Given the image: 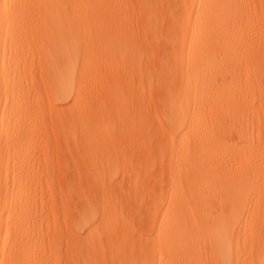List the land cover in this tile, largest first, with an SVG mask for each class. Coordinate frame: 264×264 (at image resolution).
<instances>
[{
  "label": "rangeland",
  "instance_id": "1",
  "mask_svg": "<svg viewBox=\"0 0 264 264\" xmlns=\"http://www.w3.org/2000/svg\"><path fill=\"white\" fill-rule=\"evenodd\" d=\"M168 3L172 2L100 0L99 6L117 13L126 30L139 34L140 59L110 62L97 55L93 64L88 65L97 69L98 77L77 79L76 85L83 91L79 100L75 94L61 100L54 93V81L46 64L47 38L57 24L56 4L50 0H21L3 8L0 0L1 224L4 227L8 221L9 206H36L35 224L43 234V238L32 237L27 249L24 242L18 245L22 264H35L36 255L44 256L43 264H95L92 259L91 262L83 258L77 240V236H85L96 224L88 218L86 229H78L79 211L88 207L97 211L99 206L100 193L86 173L90 166L85 161L87 146L100 149L94 157L116 155L119 161L124 160L119 164L123 167L112 175L115 184L107 197L116 205L114 219L129 220L137 232L134 238L142 242L151 227L153 202L159 199L161 189L168 191L171 186L169 170L177 164L178 135L186 130L180 128L178 118H199L198 124L205 130L197 150L188 155L194 161L206 158L211 163L219 162L221 151L214 144L218 125H228V140L234 137L230 133L234 125H262L264 131V0H233L227 32L232 37L229 42L237 41L234 55L239 76L204 84L200 78L195 79L202 95L197 98L193 97L194 79L187 81L173 75V47L180 33L171 26ZM153 5L156 8L152 13ZM186 17L182 13L179 19L184 22ZM113 74L119 77L115 83L111 80ZM110 88L123 97V102L113 108L107 98ZM78 106L89 118V128L85 130L87 145L72 139L78 138L80 132L76 121ZM225 109L229 113H224ZM191 138L189 135L184 140ZM106 142L112 151L107 149L104 154ZM263 145L264 138L259 142V146ZM129 164L137 175L128 176ZM96 167L101 169L103 161H98ZM78 176L82 186L74 190ZM131 181L140 184L137 209ZM257 186L258 210L249 226L261 228L262 234L251 244L247 240L248 229L242 227L237 252L246 259V254L257 252L260 256L256 264H264V179H259ZM233 212L245 220L246 210L237 207ZM11 243L3 229L0 264H8L12 259Z\"/></svg>",
  "mask_w": 264,
  "mask_h": 264
},
{
  "label": "bare ground",
  "instance_id": "2",
  "mask_svg": "<svg viewBox=\"0 0 264 264\" xmlns=\"http://www.w3.org/2000/svg\"><path fill=\"white\" fill-rule=\"evenodd\" d=\"M2 1L4 8L7 3L21 0ZM50 1L56 4L58 14L57 24L47 38L46 64L48 73L54 81V93L59 95L61 100L67 99L71 94H75V98L79 100L83 91L76 82L82 78L98 77L97 69L88 65L93 64L92 61L97 55L104 56L110 62L139 61V34L131 32L132 29L126 30L128 28L125 29L126 25L123 26L117 13L99 6L100 0ZM170 1L172 3H168L169 21L172 28L180 33V39L173 47L172 61L176 72V74L173 72V75L187 81L200 78L201 84L219 81L227 76L237 78L238 60L234 55L237 41L229 42L232 37L227 32L229 25L227 18L234 10L233 0ZM155 8L153 5L152 13ZM182 13L187 16L184 22L179 19ZM1 66L4 68V62ZM188 67L189 70H186ZM113 78L111 79L113 83L119 79L115 74ZM196 81L194 98L200 95L198 90L200 86H197ZM188 84L190 87V83ZM107 98L111 108L114 104L116 106L123 102V97L111 88L107 90ZM77 109L76 121L79 122L80 132L78 138L72 139L86 144L88 133L85 130L89 128V118L82 114L79 106ZM228 111L225 109L223 112L229 113ZM56 114L60 116L59 112ZM176 121L180 128L186 130L178 135L175 147L177 164L169 170L171 186H168V191L161 189L159 199L153 202L151 220L149 216V220L152 221L151 227L149 226V233L143 235L145 241L142 242L134 238L137 232L135 233L133 224L132 229L129 220L119 222L114 219L117 217L116 205L107 197L114 183L112 175L123 167L119 164L124 160L119 161L116 155L114 158L107 155L102 157L99 156L100 153L99 157H94L98 148L95 150L87 146L85 161H88L90 166L86 173L100 193V195L97 193L99 195L97 211L88 207L79 211L76 216L78 229L84 228L88 218L96 221V224L86 231L85 236H77L80 253L87 261L92 259L95 264L258 263L260 255L257 252L246 254L248 257L246 259L237 252V247L242 227L248 229L247 240L251 244L262 234L261 228L249 226L252 216L258 210L257 183L259 179H264V145L259 146L260 140L264 138L262 125H234V130L230 131L234 137L229 140L226 136L228 125H218V138L214 140V144L221 152L218 155L219 162L211 163L206 158L195 161L188 159V155L197 150L205 135V130L198 124L199 118L181 117ZM138 123L140 125V113ZM189 135H192V138L184 140ZM109 143L111 144L110 141ZM110 144L103 147L104 154ZM111 149L112 147L108 150ZM98 161H103L101 169L96 167ZM130 166L126 165L129 168H126L128 176L137 175V170ZM81 180L78 176L74 190L82 186ZM129 185L132 186L135 199L133 202L137 209L140 203V184L131 181ZM237 207L246 210L245 220L233 214ZM7 209L8 221L4 227L1 224L0 213V232L4 229L5 238L12 240L9 251L12 259L8 264H22L20 254L22 250L18 245L24 242L27 249L32 237L43 238L35 224L37 207L13 205ZM36 256L35 264L45 262L43 255H38L37 258Z\"/></svg>",
  "mask_w": 264,
  "mask_h": 264
}]
</instances>
